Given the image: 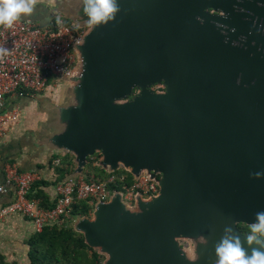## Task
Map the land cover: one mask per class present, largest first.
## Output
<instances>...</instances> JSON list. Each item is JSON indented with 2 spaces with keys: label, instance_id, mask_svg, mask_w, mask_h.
I'll return each instance as SVG.
<instances>
[{
  "label": "water",
  "instance_id": "95a60500",
  "mask_svg": "<svg viewBox=\"0 0 264 264\" xmlns=\"http://www.w3.org/2000/svg\"><path fill=\"white\" fill-rule=\"evenodd\" d=\"M93 29L75 0L60 16L87 28L79 70L58 80L63 101L43 144L155 180L158 195L127 210L114 192L72 228L102 264H214L215 244L264 211V0H118ZM161 92H153L152 86ZM201 239L190 259L180 241ZM256 247V245H253Z\"/></svg>",
  "mask_w": 264,
  "mask_h": 264
},
{
  "label": "built area",
  "instance_id": "2783aa9c",
  "mask_svg": "<svg viewBox=\"0 0 264 264\" xmlns=\"http://www.w3.org/2000/svg\"><path fill=\"white\" fill-rule=\"evenodd\" d=\"M83 33L60 22L39 27L21 19L11 28L0 26V47L10 49V54L0 60V138L18 120L16 111L3 110L5 99L11 96L34 97L50 84L59 83L58 78L71 76L77 64L74 45L80 42ZM5 172L4 181H0V195L13 185L15 198L0 206V222L10 215L19 214L33 222L37 233L47 225L72 226L75 221L71 216L74 201H85L94 208L97 202L108 201L114 192L131 205L137 196L151 199L158 195L157 182L145 172L119 191L109 186L117 180L122 181L123 176H111L105 182L68 179L55 186L56 204L45 210L39 207L37 200L28 198L31 186L40 179L38 173L19 172L11 165L5 168Z\"/></svg>",
  "mask_w": 264,
  "mask_h": 264
},
{
  "label": "crops",
  "instance_id": "0c3cea01",
  "mask_svg": "<svg viewBox=\"0 0 264 264\" xmlns=\"http://www.w3.org/2000/svg\"><path fill=\"white\" fill-rule=\"evenodd\" d=\"M62 1L64 0H37L33 15L22 19L39 27L58 23L60 19L67 20L59 12H55ZM56 84H50L45 91L34 97H7L3 110L16 111L18 120L0 138V181H4L5 168L10 165L19 172L34 171L40 175L39 180L48 183L40 189L51 202L57 196L55 184L52 183L57 178L56 168L60 165V160L53 156L69 154L74 164L72 154L51 151L43 144V139L53 133V109L64 98L63 84L60 81ZM55 161H59V164H55ZM77 178H84V174ZM14 198L15 188L9 185L7 192L0 195V206L12 202ZM36 234L33 222L19 214L10 215L0 222V263L30 264L28 242Z\"/></svg>",
  "mask_w": 264,
  "mask_h": 264
},
{
  "label": "trees",
  "instance_id": "16d2710c",
  "mask_svg": "<svg viewBox=\"0 0 264 264\" xmlns=\"http://www.w3.org/2000/svg\"><path fill=\"white\" fill-rule=\"evenodd\" d=\"M61 24L71 26L67 20L60 19ZM55 24V23H54ZM54 159L60 160L59 167L56 168L57 178L54 181L55 186L66 180L73 169L74 164L69 158V154L54 155ZM100 155L95 154L87 158V165L83 169L84 179L94 180L97 182H105L111 176L119 178L123 176V180H117L115 184L109 187L112 190L119 191L123 185H131L134 182L132 175L120 169L113 173H107L104 169L97 165ZM45 181L38 180L30 188L28 198L37 200L41 209H52L56 204L54 201H49V197L42 191L41 187L47 186ZM93 207L85 201H74L72 205V218L90 217ZM237 228L242 234H250L249 226L238 224ZM28 244H30L29 259L30 264H102L103 256L98 254L95 250L89 248L84 237L69 227H59L55 224L45 226L40 233L32 237Z\"/></svg>",
  "mask_w": 264,
  "mask_h": 264
},
{
  "label": "clouds",
  "instance_id": "9594fccd",
  "mask_svg": "<svg viewBox=\"0 0 264 264\" xmlns=\"http://www.w3.org/2000/svg\"><path fill=\"white\" fill-rule=\"evenodd\" d=\"M87 17L85 23L96 29L106 26L116 19L121 8L118 0H75ZM37 0H0V26L11 28L17 21L31 17L36 10ZM10 54V49L0 47V60ZM264 172L250 173V178L261 179ZM250 234L246 236V244L251 252L244 247L240 236L233 234L232 227L224 229L225 235L215 244L214 264H264V211L255 213L254 222L249 224ZM205 240L198 237L197 240ZM256 245V247H253Z\"/></svg>",
  "mask_w": 264,
  "mask_h": 264
},
{
  "label": "rangeland",
  "instance_id": "374dc122",
  "mask_svg": "<svg viewBox=\"0 0 264 264\" xmlns=\"http://www.w3.org/2000/svg\"><path fill=\"white\" fill-rule=\"evenodd\" d=\"M71 27H74V26H71ZM74 28H77V27H74ZM77 29L85 32L87 28H84V29L77 28ZM76 57H77V55H76ZM80 66H81V64L78 63V59H77V64L75 65L74 70H79L80 69ZM151 89L153 90V92H161L162 91L156 85L155 86H152ZM120 169H122V168H120ZM105 171L108 173L107 170H105ZM121 201H122V203L124 204V206H125V208L127 210L131 211V210H135L136 209V205H131V204L126 203V202H124L122 200V198H121ZM179 241H180L181 248L183 249V251L185 252V254L190 259L194 260L195 259V249H196V246L200 243L201 240H197V238L195 237V238L183 239V240H179Z\"/></svg>",
  "mask_w": 264,
  "mask_h": 264
}]
</instances>
